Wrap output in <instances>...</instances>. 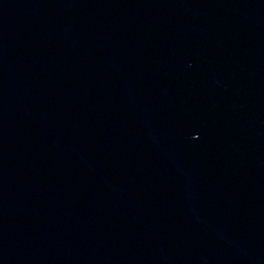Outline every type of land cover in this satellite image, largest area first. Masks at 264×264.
<instances>
[{
    "label": "water",
    "instance_id": "obj_1",
    "mask_svg": "<svg viewBox=\"0 0 264 264\" xmlns=\"http://www.w3.org/2000/svg\"><path fill=\"white\" fill-rule=\"evenodd\" d=\"M0 264H264V0H0Z\"/></svg>",
    "mask_w": 264,
    "mask_h": 264
}]
</instances>
